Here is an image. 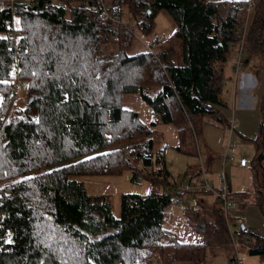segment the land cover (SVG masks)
Returning a JSON list of instances; mask_svg holds the SVG:
<instances>
[{
  "label": "trees",
  "instance_id": "trees-1",
  "mask_svg": "<svg viewBox=\"0 0 264 264\" xmlns=\"http://www.w3.org/2000/svg\"><path fill=\"white\" fill-rule=\"evenodd\" d=\"M243 2L106 0L113 20L101 16L98 0H3L0 264H205L208 245L227 243L236 250L235 241H242L231 239L230 232L241 229L231 226L233 220L212 194L217 204L210 218L197 206L183 208L201 241L178 240L163 225L164 211L180 193L166 191L165 167L158 174L143 172L159 189L121 193L118 216L106 195L88 193L74 176L129 167L134 179L143 169L132 162L162 167L161 152L152 156L150 125L124 116L123 93L138 92L156 115L150 124L173 122L180 137L184 127L197 133L206 114L222 122L224 65L236 43L242 40L246 53L264 56V0H251L245 20ZM123 3L144 33L158 9L169 13L180 63L171 57L175 52L169 44L128 54L133 36L132 27L119 20ZM108 43L114 51L102 50ZM13 78L25 81L28 96L25 106L9 115ZM261 109L252 163L261 174L255 192L264 217V102ZM75 158L80 159L71 161ZM248 232L251 240L245 245L264 262V237Z\"/></svg>",
  "mask_w": 264,
  "mask_h": 264
},
{
  "label": "rangeland",
  "instance_id": "rangeland-1",
  "mask_svg": "<svg viewBox=\"0 0 264 264\" xmlns=\"http://www.w3.org/2000/svg\"><path fill=\"white\" fill-rule=\"evenodd\" d=\"M223 1V0H217ZM248 1V0H238ZM3 2V0H2ZM105 4L106 0H103ZM74 4V3H73ZM107 7V5H106ZM244 15V20L246 18ZM119 20L132 27L133 40L127 49L128 54H134L143 50L159 51L169 45L174 49V62L180 63V42L174 37V29L176 27L171 16L165 9H158L153 15L152 26L147 33L138 29L135 21L130 13L128 6L123 3L120 6ZM12 26H17V16L13 15ZM160 40V44L158 41ZM170 40V41H169ZM103 51H114L115 45L108 43L102 48ZM242 59L248 58V61L243 62L236 74V87H238L237 77L241 73L248 74L255 73L257 69L258 76L253 75V84L250 92L257 93V99H253L249 107L239 106L238 96L239 89L235 90L234 85V68H232L233 57L228 59L224 65L227 76L221 91L222 98L227 102V106L221 107L222 122L215 119V115L206 114L198 127V132H191L189 128L184 127L183 135L180 137L177 125L173 122L157 121L151 125V121L155 120V113L149 103L138 93L128 92L122 94L121 107L127 110L125 117H132L136 113V117L150 125L151 131L149 136L152 138V156L153 159L156 153L161 152L163 162L155 164L151 167L145 168L137 161L133 165L143 169L136 173L134 179L131 178L133 170L131 168H124L119 173H89L78 174L74 177L83 181L85 189L90 194H104L108 197L111 204V211L114 216L119 215V202L122 192H137L147 194L151 188L159 189V187H152L149 179L145 177L143 172L151 171L158 174L157 169L163 171V167L168 171V183L170 188L174 191V184H179L180 181H187L188 179H199L202 176L200 166L205 170L206 178L214 185H218L219 174L223 171L226 174V179L232 189V195L236 200V205L230 212L233 221L232 227H239L243 224L245 229L252 231L264 237V217L258 206V193H256L255 182L261 179V174L253 167L252 159L256 150V143L252 141L256 134L258 110V97L264 94V56L251 55L245 51L241 55ZM253 64V65H252ZM224 73V74H225ZM15 82V86L11 87L10 96H12L9 105L8 114L16 112L25 106L27 101L26 83L24 80L13 78L10 84ZM14 92V93H11ZM247 94V93H246ZM249 94V93H248ZM247 94V95H248ZM248 97V96H247ZM3 93L0 90V102L2 101ZM264 102V99H262ZM234 107V115L238 125V130L241 134H235V150L230 153L228 158H222L223 149L227 143L228 131L225 125V118L229 117L228 111ZM187 126V123H185ZM188 127V126H187ZM139 139V137H138ZM180 147V150L176 148ZM105 151V150H103ZM87 157V155H84ZM245 158L247 164L245 167L239 166V158ZM81 158V157H80ZM75 158L71 161L78 160ZM162 173V172H161ZM199 175V176H198ZM4 181V180H3ZM0 181V187L4 183ZM262 186V184H260ZM264 191V190H263ZM181 200L177 204H170L167 210L164 211L163 225L170 229L178 240L182 241H201L203 236L200 232L194 231L184 218L183 208L199 207L200 215L205 219L210 218L209 210L211 206L216 205L214 197L211 193H195L183 192ZM239 202L242 203L239 204ZM196 207V208H197ZM172 209V212H170ZM192 210V209H190ZM204 211L205 213H202ZM191 221H198L197 218H191ZM107 229L106 232H109ZM238 255L243 261V264H264L260 260L259 255L251 254L248 245L235 241ZM233 254V247L231 244L222 245H208L206 248L205 264H230V258ZM109 264H119L118 262H111Z\"/></svg>",
  "mask_w": 264,
  "mask_h": 264
},
{
  "label": "built area",
  "instance_id": "built-area-1",
  "mask_svg": "<svg viewBox=\"0 0 264 264\" xmlns=\"http://www.w3.org/2000/svg\"><path fill=\"white\" fill-rule=\"evenodd\" d=\"M98 3L101 6V16L103 18H110L113 20H116V16H110L108 14L107 11V7L106 4L103 2V0H98ZM0 4H2V0H0ZM241 9L244 10V12L246 13V16L248 15V12L250 11L251 7H252V2L251 0H248L246 2L241 3ZM158 43L160 44V41H158ZM152 50V49H150ZM244 50H243V42L242 40L238 41L235 45V50L232 54L233 57V61H232V68H234V74H233V78L235 81V76L238 73L239 68L241 67V65L243 64V62H245L242 59V54H243ZM12 86H15V82L12 83ZM225 125L228 131V137H227V143L226 146L224 147V151L222 154V158H228L230 153H233L235 150V133H236V121L234 119V117L231 115L227 118H225ZM129 151V149H128ZM240 165H245L247 164V161L245 158L241 157L239 158V162ZM202 168V176L199 179H192V180H187V181H180L179 184H174V191H178L180 192L179 194L173 196L172 198V203L173 204H177L180 202L181 200V194L183 192H195V193H201V192H208L211 193L212 195H214L217 199V201L219 202L222 211L224 212L225 216H227L228 218H233L230 214V212L233 210V208L235 207L236 200L233 198L232 196V191H231V187L225 177L224 172L221 173L219 175V184L218 186H214L205 176V170H203V166H201ZM171 190L170 186L166 189V191ZM2 214L0 213V216ZM240 224V226L238 228L241 229V232H237V229L233 230L230 232L231 234V239L236 240V239H240L242 241V244H249L250 240H251V235L249 234L248 230L245 229V227L243 228ZM241 233V234H239ZM239 234V235H238ZM236 247V245H235ZM230 264H243L242 259L240 258V256L238 255V251L237 248L236 250H234L231 258H230Z\"/></svg>",
  "mask_w": 264,
  "mask_h": 264
},
{
  "label": "crops",
  "instance_id": "crops-1",
  "mask_svg": "<svg viewBox=\"0 0 264 264\" xmlns=\"http://www.w3.org/2000/svg\"><path fill=\"white\" fill-rule=\"evenodd\" d=\"M246 59V60H245ZM244 59V61L246 62V61H248V58H245ZM264 64V63H263ZM253 65V64H252ZM255 73H253L252 72V74H255L256 76H258V71H257V69H255ZM252 74H248V73H241V75H239L238 77H237V82H238V87H236V79H235V85H234V88H235V90H237V89H239V96H238V103H241V105H239L240 107L241 106H246V107H249L250 106V104H251V101L253 100V99H257V93L255 92V91H253V92H250V90L252 89L251 88V86H252V84H253V82H254V80H253V75ZM225 76L227 77V76H230V75H228L227 73H225ZM248 95H247V94ZM248 96V97H247ZM262 99H264V94L262 95V97H258V110H259V116L257 117V120H256V122L258 123L257 124V128H256V134H255V137H254V139H256V137H257V132H258V125H259V123L261 122V120L263 119V112H262V104H263V101H262ZM234 107L232 108V110H229L228 111V114H229V116H233L234 117V119H235V121H236V118H235V115H234ZM204 122V121H203ZM236 133H239V134H241V132L238 130V125H237V122H236ZM235 133V134H236ZM235 137V136H234ZM236 142V141H235ZM223 151H224V149H223ZM246 165V164H245ZM245 165H240L239 164V166H241V167H245ZM224 172V171H223ZM222 173V172H221ZM220 173V174H221ZM219 174V175H220ZM224 174H225V172H224ZM225 177H226V174H225ZM219 183V182H218ZM230 185V184H229ZM231 191H232V189H231ZM233 196V195H232ZM234 198V197H233ZM236 201H238V198L236 197ZM239 204H240V202H239ZM241 206H243V205H241Z\"/></svg>",
  "mask_w": 264,
  "mask_h": 264
},
{
  "label": "water",
  "instance_id": "water-1",
  "mask_svg": "<svg viewBox=\"0 0 264 264\" xmlns=\"http://www.w3.org/2000/svg\"><path fill=\"white\" fill-rule=\"evenodd\" d=\"M33 8H35V5H33ZM246 60V59H245ZM32 97H29L28 102H30ZM136 117V113H133L132 119L134 120ZM244 228V225H241Z\"/></svg>",
  "mask_w": 264,
  "mask_h": 264
}]
</instances>
